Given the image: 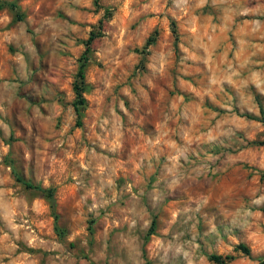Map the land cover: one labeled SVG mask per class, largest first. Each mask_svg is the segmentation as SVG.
<instances>
[{"label":"rangeland","instance_id":"374dc122","mask_svg":"<svg viewBox=\"0 0 264 264\" xmlns=\"http://www.w3.org/2000/svg\"><path fill=\"white\" fill-rule=\"evenodd\" d=\"M211 255L264 264V0H0V264Z\"/></svg>","mask_w":264,"mask_h":264},{"label":"trees","instance_id":"16d2710c","mask_svg":"<svg viewBox=\"0 0 264 264\" xmlns=\"http://www.w3.org/2000/svg\"><path fill=\"white\" fill-rule=\"evenodd\" d=\"M6 6L11 9L14 10L15 5L13 2L7 3ZM15 17L17 18V20H19V16L15 15ZM171 27H173V24L171 23ZM97 29L100 31L101 30V21H99L98 23V27ZM172 33L174 34V29L172 28ZM100 32L97 33H89V36L85 42V49L83 51V53L81 54L80 60H81V64L79 65L76 75H75V80L72 83V92L74 94V102L72 103V107L75 113H77L78 111V106H81L84 104V99L82 97V84H83V67H84V63L86 62L87 58H86V54L88 52V46L90 45V43L97 37H99ZM154 41V34L150 37H148L145 41L144 46H149L150 44H152ZM176 42V39L174 38V44ZM249 119H255V118H251L248 117ZM15 180L20 183L25 189H31V190H35L39 193H41L43 195V197L47 200L48 204H49V208L51 211H54L55 208V199H54V194L53 191L50 188H42L40 186H36L33 185L27 181L22 180L21 178H19L17 175H14ZM55 219V217H54ZM153 223L151 224V228H152ZM151 228L149 229L148 232L151 231ZM236 250H238L241 254L248 256L249 255V250L247 247H245L244 245H237L236 246ZM208 259L213 262L214 264H226L228 263L232 257L230 256H216V255H211L208 257Z\"/></svg>","mask_w":264,"mask_h":264}]
</instances>
